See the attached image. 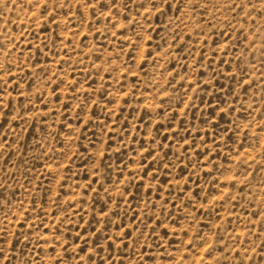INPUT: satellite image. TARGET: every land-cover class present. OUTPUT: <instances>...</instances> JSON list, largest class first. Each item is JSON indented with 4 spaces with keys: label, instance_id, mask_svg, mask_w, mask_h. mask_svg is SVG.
I'll list each match as a JSON object with an SVG mask.
<instances>
[{
    "label": "rangeland",
    "instance_id": "obj_1",
    "mask_svg": "<svg viewBox=\"0 0 264 264\" xmlns=\"http://www.w3.org/2000/svg\"><path fill=\"white\" fill-rule=\"evenodd\" d=\"M0 249L264 264V0H0Z\"/></svg>",
    "mask_w": 264,
    "mask_h": 264
},
{
    "label": "snow or ice",
    "instance_id": "obj_2",
    "mask_svg": "<svg viewBox=\"0 0 264 264\" xmlns=\"http://www.w3.org/2000/svg\"><path fill=\"white\" fill-rule=\"evenodd\" d=\"M164 2L166 3L167 2V0H164ZM242 10V9H241ZM3 250L2 249H0V252H2ZM3 257L2 256H0V259H2Z\"/></svg>",
    "mask_w": 264,
    "mask_h": 264
}]
</instances>
